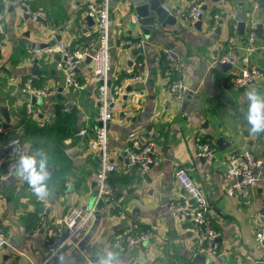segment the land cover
Segmentation results:
<instances>
[{
    "label": "crops",
    "instance_id": "crops-1",
    "mask_svg": "<svg viewBox=\"0 0 264 264\" xmlns=\"http://www.w3.org/2000/svg\"><path fill=\"white\" fill-rule=\"evenodd\" d=\"M91 1L31 0L34 8L46 11L44 23L32 22L19 11L16 2L0 0V119L4 126V108L11 126H4L0 137V230L6 236V244L0 248V264H43L49 255L46 242L55 236L56 221L72 207L90 204L96 196L99 161L90 150V142L99 124L92 62L87 58L79 67L77 82L82 88L68 86L58 52L60 43L74 50L91 41L93 20L87 14ZM163 1L167 9H179L176 24H156L146 34L135 18L137 4L133 0H111L112 81L132 75L141 76L142 80L126 86L108 129L109 147L125 148L129 134L136 132L145 140L155 137L156 148L148 172L136 169L126 173L123 159H116L118 169L111 175L110 183L115 195L125 196V200L121 209L99 211L101 222L87 241L83 255L91 264H97L96 253L101 249L117 251L123 264H207L196 260V256L210 259L211 264H263L264 242L256 236L263 215L260 188L250 190L248 195L229 196L230 182L225 175L233 153L248 150L264 159V131H250L245 119L247 92L256 89L264 93V50L259 48L250 55L263 77L238 89L231 83L243 67L246 40L253 26L257 42H264V0ZM197 2L206 8H202L200 26L180 16ZM240 23L245 24L243 31ZM235 30L239 40L230 48L229 38ZM121 39L133 40L137 45L119 49ZM54 40L55 45H48ZM29 44L48 46L32 48ZM36 49H43V54L37 55ZM165 50L172 52L186 69L182 74L187 87L183 99L171 92L178 75L168 73ZM229 52L232 62H226L231 65L226 70L221 59ZM35 68L41 75L35 74ZM28 78L50 92L42 98L45 101L32 98V118L27 117L25 104L29 97L23 92ZM60 113L70 120L58 128L52 127ZM24 117L33 120L39 129L45 128L43 134L47 138H41L43 134H26ZM48 128H53L52 133ZM83 129L86 134L78 137ZM16 134L24 136L26 154L35 153L34 145L40 140L45 145L43 152L52 160L48 168H56L49 174L45 198H38L15 171L3 183L2 176L8 168L4 145ZM220 137L229 144L223 150L217 145ZM210 139L217 146L211 162L197 156V144ZM177 167L188 171L210 203L208 218L220 234L216 258L195 256L196 233L192 231L191 219L170 214L169 199L186 197L174 176ZM135 222L151 229L155 237L128 251L117 235ZM47 264H61V260L51 259ZM63 264H76V260L65 258Z\"/></svg>",
    "mask_w": 264,
    "mask_h": 264
},
{
    "label": "built area",
    "instance_id": "built-area-1",
    "mask_svg": "<svg viewBox=\"0 0 264 264\" xmlns=\"http://www.w3.org/2000/svg\"><path fill=\"white\" fill-rule=\"evenodd\" d=\"M3 2H16L19 11L30 18L32 22H47V13L43 8H34L31 0H2ZM110 8L111 0H92L87 5V14L93 20L91 29V41L77 46L71 50L63 43L58 45V52L61 56L59 64L65 83L68 86L82 88L77 82L78 70L83 61L87 58L92 62V75L96 82L97 90V127L94 137L90 142L91 152L98 158L99 167L95 174L96 198L93 204H84L72 207L68 213L59 218L55 225V236L46 242L48 259L63 260L73 257L75 252L80 250V243L88 234L96 221V214L103 208L121 209L125 196H116L110 183L111 175L117 171L116 159L122 158L124 170L130 173L139 169L148 172L154 163V152L156 143L154 138L147 140L140 137L136 132L129 134V144L123 149L112 150L108 143V129L114 119L115 111L121 105V99L125 94L126 86L130 82L142 80L141 76H126L117 82L112 81L114 65L113 47L110 44ZM202 3H195L186 13L180 15L187 17L193 24L202 18ZM138 19V17H135ZM87 24H85L86 26ZM236 27V26H235ZM237 29V27L235 28ZM1 31V27H0ZM264 36V30L262 32ZM238 34L235 33L229 38V46L233 48L238 42ZM137 42L130 39L119 40V49L131 48ZM261 48L264 50V42H257V31L253 26L248 34L245 46V55L242 59L243 67L238 75L232 79V85L238 89L249 86L263 77L262 70L251 62V53ZM43 49H36L37 55L43 54ZM232 52L225 54L221 63L232 62ZM158 59V57H156ZM168 73L178 75L177 80L171 85V92L178 99H183L187 87L182 74L186 73L181 61L175 58L169 50H165V58ZM182 76V77H181ZM23 92L29 97L26 102L27 117L35 116L34 103L32 98L42 99L50 95L48 88H41L28 78L23 84ZM3 120L0 119V137L4 133ZM86 134L83 129L77 133L78 137ZM4 148L8 151L6 161L8 163L7 173L2 176L8 180L15 171V164L20 155L26 154L23 141L20 137L5 143ZM217 151L216 142L210 139L197 144V156L211 162ZM175 179L186 193V197L179 199L171 197L168 201V209L172 216L188 217L192 221V231L196 233L195 256L205 255L209 258L219 256L220 234L212 227L208 218L210 203L203 191L197 186L188 171L182 167L175 169ZM230 186L227 189L229 196L236 193L248 195L250 190L260 188L262 197L263 215L258 226L257 239L264 242V159L256 157L251 151L236 152L228 158V168L225 175ZM155 233L144 228L139 223H132L123 229L117 240L126 243L127 250L131 251L138 245L145 244L154 239ZM6 244V236L0 230V248ZM264 264V263H263Z\"/></svg>",
    "mask_w": 264,
    "mask_h": 264
},
{
    "label": "clouds",
    "instance_id": "clouds-1",
    "mask_svg": "<svg viewBox=\"0 0 264 264\" xmlns=\"http://www.w3.org/2000/svg\"><path fill=\"white\" fill-rule=\"evenodd\" d=\"M247 100L245 119L250 125L249 130L257 133L264 131V93L256 89L249 90ZM15 174L27 181L38 198H45L48 195V158L43 151L20 155L15 164ZM96 257L97 264H123L115 250H98ZM61 264H63V257H61Z\"/></svg>",
    "mask_w": 264,
    "mask_h": 264
},
{
    "label": "water",
    "instance_id": "water-1",
    "mask_svg": "<svg viewBox=\"0 0 264 264\" xmlns=\"http://www.w3.org/2000/svg\"><path fill=\"white\" fill-rule=\"evenodd\" d=\"M133 3L135 5L137 4L135 6L136 16L140 20L141 25L144 27L146 34H148L149 31H151L152 27L156 24H159L162 27H165L166 25H174L177 22L175 15L179 12V9H173V10L167 9V7L164 6L163 0H133ZM203 9L205 10L206 8L204 7ZM201 24H202V22L200 20L195 22L196 26H200ZM244 26H245L244 23H240V30L241 31H243ZM57 40H60V38L57 37ZM55 44H56V42L54 40L48 45H55ZM48 45H45V44H38V45L37 44H29L28 47L45 48ZM172 55L174 57H176L174 54H172ZM222 66L226 70L231 68L230 63L223 64ZM36 71H37V69L35 68V71H34L35 74L41 75L42 72L36 73ZM70 105L71 104H68V107ZM1 113L3 114V116L6 119V123L4 124L5 128H10L11 127L9 125L10 118H9L8 113H7V110L4 108L1 109ZM217 145H218L220 150H223L229 144L226 143L222 137H220L217 140ZM55 169L56 168L54 166L48 168L49 174L52 173L53 171H55ZM6 182H8V180L3 181V183H6ZM95 198H96V196L92 199V201L90 203L91 205L93 204V201ZM101 219H102V216H101L100 212L98 211L96 214V221H95L94 225L92 226L90 232L85 235L84 239L82 240V242L79 245L80 246L79 248L82 252L79 250V251L75 252V254L73 255V257L76 260V264H91L84 257L83 252L85 250V245H86L87 241L90 240V238L92 237V234L97 230V227L101 222ZM195 259L202 261L204 263H207V264H211L210 259H205V258H202L200 256H196Z\"/></svg>",
    "mask_w": 264,
    "mask_h": 264
},
{
    "label": "trees",
    "instance_id": "trees-1",
    "mask_svg": "<svg viewBox=\"0 0 264 264\" xmlns=\"http://www.w3.org/2000/svg\"><path fill=\"white\" fill-rule=\"evenodd\" d=\"M163 58H165V55H164ZM58 118H59V119H58L57 123H55V125L52 126V127L58 128V127H60L61 123H66L68 120H70L65 114H62V113H60V114L58 115ZM23 119H24L25 133H26V134H29L30 136H32V135H36V134L42 136L43 132L46 131L45 128L39 129L38 126H37V124H36L35 122H33V120L27 119V118H25V117H24ZM64 125H65V124H64ZM52 129H53V128H48V132H51ZM51 133H52V132H51ZM56 133H57V131L54 132L53 135L56 136ZM43 135H45V136H42L41 138H44V139L47 138V137H46V133L43 134ZM48 136H49V135H48ZM17 137H20L22 140H25V138H24L23 135H22V136H18V134L14 135V136L12 137V139H15V138H17ZM51 138H52V137H51ZM53 139H55L56 141H61L59 138H55L54 136H53ZM44 148H45V145L42 144V142H41L40 140H38L37 143H35L33 149H35V151L37 152V151H45ZM58 152H59V151H58ZM57 155H58V153H57L56 155H54V156H57ZM51 162H52V160H51V159H48V164H50Z\"/></svg>",
    "mask_w": 264,
    "mask_h": 264
},
{
    "label": "rangeland",
    "instance_id": "rangeland-1",
    "mask_svg": "<svg viewBox=\"0 0 264 264\" xmlns=\"http://www.w3.org/2000/svg\"><path fill=\"white\" fill-rule=\"evenodd\" d=\"M42 100H43V99H42ZM42 100H41V101H42ZM43 101H45V100H43Z\"/></svg>",
    "mask_w": 264,
    "mask_h": 264
}]
</instances>
